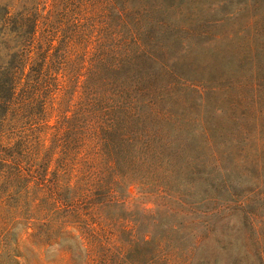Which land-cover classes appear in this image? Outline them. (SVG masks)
<instances>
[{
	"label": "rangeland",
	"instance_id": "1",
	"mask_svg": "<svg viewBox=\"0 0 264 264\" xmlns=\"http://www.w3.org/2000/svg\"><path fill=\"white\" fill-rule=\"evenodd\" d=\"M0 264H264V0H0Z\"/></svg>",
	"mask_w": 264,
	"mask_h": 264
},
{
	"label": "trees",
	"instance_id": "2",
	"mask_svg": "<svg viewBox=\"0 0 264 264\" xmlns=\"http://www.w3.org/2000/svg\"><path fill=\"white\" fill-rule=\"evenodd\" d=\"M109 100H111V98L110 97H108V98L106 97V98H104L101 101V103H103V102L106 103V101H109ZM112 101H113V96H112ZM97 102H100V100H98ZM78 121H79L78 119H75V117H72V118L66 119L63 122V124H66L68 126V128H70V130L74 134L73 144H71L70 142L69 143H65V147L63 149L64 150V152H63L64 157L65 156L66 157H69L70 156V153L72 152V150H76V149H78L79 147H82V146L83 147L84 146L86 147L85 138H86L89 130L88 129H83L82 130V128H77ZM109 127H111V126H109ZM81 134H82V137L80 136ZM85 155H84L85 156L84 158H86L88 156L87 155V152L85 153ZM83 164L84 165H87V166L89 165L86 160L83 161ZM64 166H66V164H64ZM56 180H58V181H64V184L58 188V190H59L57 192L58 196H60V195H62L64 193L65 194H71V195H75L76 194V191H75L76 190L75 189L76 186L75 187H71L69 184H67V178L65 176L56 178ZM98 186H103V183H99Z\"/></svg>",
	"mask_w": 264,
	"mask_h": 264
}]
</instances>
